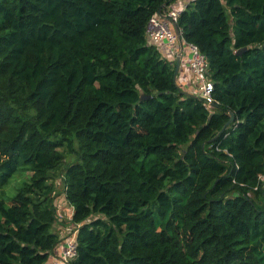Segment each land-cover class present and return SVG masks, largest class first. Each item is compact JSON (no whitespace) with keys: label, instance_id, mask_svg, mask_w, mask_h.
Masks as SVG:
<instances>
[{"label":"trees","instance_id":"16d2710c","mask_svg":"<svg viewBox=\"0 0 264 264\" xmlns=\"http://www.w3.org/2000/svg\"><path fill=\"white\" fill-rule=\"evenodd\" d=\"M172 1L0 0V264L48 261L57 200L75 264H264V0L179 13L210 106L145 36Z\"/></svg>","mask_w":264,"mask_h":264},{"label":"built area","instance_id":"2783aa9c","mask_svg":"<svg viewBox=\"0 0 264 264\" xmlns=\"http://www.w3.org/2000/svg\"><path fill=\"white\" fill-rule=\"evenodd\" d=\"M186 5L187 4H182L180 8H176L174 2H172L169 6H167L166 10L162 12V15L164 16H160L158 14L152 15L146 24L145 36L149 43L155 45L159 49L162 57L170 61H175L177 53L181 50V61L176 80L179 79V72L183 64L186 68L190 69L192 75V79L190 76V80L188 83L184 84L183 88H185V90L189 88L187 91L192 89L196 95L204 99L207 106H210L213 102V83L208 75L206 57L199 51L197 46L186 42L182 36L181 40H179L176 32L175 26H177L176 23L178 15ZM178 31L181 35L179 28ZM164 46H168L171 53L177 49L175 52L176 55L173 59L164 55ZM259 178L263 179L264 175L259 176ZM55 206L56 212H58L57 204H55ZM61 206L67 208V220L69 225L63 226L62 232H60L57 228L61 239L60 244L58 249L50 255V258L45 264H75L74 261L77 257V233L80 224L72 222L71 220L74 211L72 205H68L63 201L59 204V207ZM60 217L61 216L58 213V218L60 219ZM58 226H60V224L57 223L56 227Z\"/></svg>","mask_w":264,"mask_h":264},{"label":"rangeland","instance_id":"374dc122","mask_svg":"<svg viewBox=\"0 0 264 264\" xmlns=\"http://www.w3.org/2000/svg\"><path fill=\"white\" fill-rule=\"evenodd\" d=\"M174 1V0H173ZM172 1V2H173ZM171 2V3H172ZM185 50V49H184ZM60 150H62L65 154V160L67 162H71L75 159L74 154H68L67 152H65L64 148H60ZM27 179V175H21V174H15L14 176L11 177V179L9 180V182L7 183V185L4 187L5 190V196L4 199L6 201L7 204H9L10 199L13 197V195L16 192V189L21 185V183L23 182V180ZM56 182H60V179H57ZM57 213L60 214V219L57 221L58 224H60V226H58L57 228L59 229L60 232L63 231V226H67L69 225L68 220H67V208L61 206L59 207L60 204V200H57Z\"/></svg>","mask_w":264,"mask_h":264},{"label":"crops","instance_id":"0c3cea01","mask_svg":"<svg viewBox=\"0 0 264 264\" xmlns=\"http://www.w3.org/2000/svg\"><path fill=\"white\" fill-rule=\"evenodd\" d=\"M189 1H191V0H174L173 2L175 4V7L176 8H180L182 4H187ZM164 48H166V49H164ZM176 50L171 53L168 46H164L163 47V53H164V55L167 56V57H169L170 59H173L174 58V56L176 55V53H175ZM179 74H180V76H179V79L177 80L178 81V84H179V86L183 90H185V88H183L184 87V84L188 83V81L190 80V76H191V79H192L191 71H190V69L186 68L182 64V68H181Z\"/></svg>","mask_w":264,"mask_h":264},{"label":"water","instance_id":"95a60500","mask_svg":"<svg viewBox=\"0 0 264 264\" xmlns=\"http://www.w3.org/2000/svg\"><path fill=\"white\" fill-rule=\"evenodd\" d=\"M157 14L160 15V16H164V15H162V12H161L160 10L158 11ZM175 27H176V32H177V34H178V38H179V40H181V35H180L179 31H178V28H177V26H175ZM243 49H244V48L238 50L236 53L239 54L240 52L243 51ZM180 61H181V50L177 53V55H176V57H175V66H174V74H173L175 80H176V76H177V73H178V70H179ZM146 97H148V96H145V95L142 94V95L140 96V99H142V98H146ZM232 120H233V113L230 112V118H229L228 121L223 125V127L221 128V130L219 131V133L222 132V131L225 129V127H226V126H227Z\"/></svg>","mask_w":264,"mask_h":264}]
</instances>
